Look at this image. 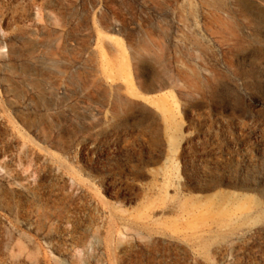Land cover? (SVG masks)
Wrapping results in <instances>:
<instances>
[{
    "label": "rangeland",
    "instance_id": "rangeland-1",
    "mask_svg": "<svg viewBox=\"0 0 264 264\" xmlns=\"http://www.w3.org/2000/svg\"><path fill=\"white\" fill-rule=\"evenodd\" d=\"M7 241L264 264V0H0Z\"/></svg>",
    "mask_w": 264,
    "mask_h": 264
},
{
    "label": "crops",
    "instance_id": "crops-1",
    "mask_svg": "<svg viewBox=\"0 0 264 264\" xmlns=\"http://www.w3.org/2000/svg\"><path fill=\"white\" fill-rule=\"evenodd\" d=\"M3 244L5 245L6 252L2 251L0 253V264H11V262L12 264H42V259H41L42 257L40 253L33 252L32 254L31 253L27 254L25 252L19 251L11 254L9 252L10 242L7 241ZM66 264H68V261Z\"/></svg>",
    "mask_w": 264,
    "mask_h": 264
},
{
    "label": "bare ground",
    "instance_id": "bare-ground-1",
    "mask_svg": "<svg viewBox=\"0 0 264 264\" xmlns=\"http://www.w3.org/2000/svg\"><path fill=\"white\" fill-rule=\"evenodd\" d=\"M121 45H122V44H121ZM123 48H124V47H123ZM122 63H123V62H122ZM119 65H120V64H119ZM120 67H121V65H120ZM120 67H119V68H120ZM121 68H122V67H121ZM127 76H129V75L127 74ZM130 80H131V79H130ZM128 81H129V79H128ZM132 84H133V83H132Z\"/></svg>",
    "mask_w": 264,
    "mask_h": 264
}]
</instances>
